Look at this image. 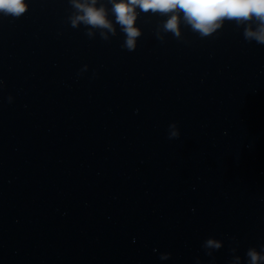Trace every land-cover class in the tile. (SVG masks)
<instances>
[{"label":"clouds","instance_id":"9594fccd","mask_svg":"<svg viewBox=\"0 0 264 264\" xmlns=\"http://www.w3.org/2000/svg\"><path fill=\"white\" fill-rule=\"evenodd\" d=\"M111 3V14L115 16V23L109 19V11L103 4L97 6L98 0H69L73 14L68 17L72 28L84 25L86 35L91 39L96 33L102 40L108 41L111 36L117 34L116 25L125 34L123 48L134 51L137 39L142 35L141 29L136 26L138 18L137 8L144 13H159L168 16L163 24L165 33H172L176 38L181 37L180 17L175 14L183 13V19L193 32L201 38L209 37L221 29L224 22L235 21L237 27L244 26L243 37L248 42L255 41L264 45V0H109ZM29 4L26 0H0V14L19 18L28 11ZM171 15H168L170 14ZM255 24V27H253ZM157 38L163 41V37L157 33ZM85 65L82 71L86 70ZM3 82L0 81V87ZM11 102V96H9ZM181 135L175 122L168 127V139H177ZM233 240L235 238L233 237ZM222 241L208 238L202 247L206 254L211 256L212 252L207 250H219ZM238 246V242H237ZM232 253L237 247L231 249ZM170 253H163L161 260L170 258ZM247 264H264V245L257 251L251 247L246 252ZM230 264H241V257L233 255Z\"/></svg>","mask_w":264,"mask_h":264}]
</instances>
